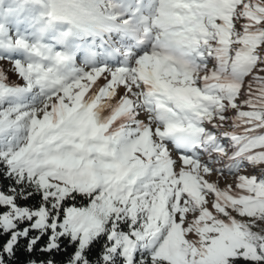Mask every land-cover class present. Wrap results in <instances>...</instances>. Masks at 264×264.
<instances>
[{"label": "snow or ice", "instance_id": "1", "mask_svg": "<svg viewBox=\"0 0 264 264\" xmlns=\"http://www.w3.org/2000/svg\"><path fill=\"white\" fill-rule=\"evenodd\" d=\"M0 60V264H264V0H0Z\"/></svg>", "mask_w": 264, "mask_h": 264}, {"label": "rangeland", "instance_id": "2", "mask_svg": "<svg viewBox=\"0 0 264 264\" xmlns=\"http://www.w3.org/2000/svg\"><path fill=\"white\" fill-rule=\"evenodd\" d=\"M85 57L76 59V63L77 65H81L82 62H80V60H84ZM79 60V61H77ZM211 67V65H210ZM0 68L3 69L4 73L7 75V83L9 84H15V83H19L20 81L18 80V77L16 76L13 66L12 64L7 61V60H0ZM99 83L102 85L104 83V80L101 79L99 81ZM247 110V109H245ZM141 119H144L143 114L140 117ZM225 146L227 147L228 145V141H224ZM171 147V145H170ZM174 158H175V153H173ZM205 157H203L202 155V159H204ZM227 163L226 159L225 160H221L219 162H214L212 163L210 166L214 167V168H222L224 167V165ZM248 174H255L257 176L259 169L253 171L251 168L247 169ZM208 179H210V181L212 182H216L218 183L219 186L223 187L226 185V183H231L234 180V176H232L231 174L227 173V171L224 172L223 176L220 175V173H214L213 175H211L210 177H206ZM239 218V217H238Z\"/></svg>", "mask_w": 264, "mask_h": 264}, {"label": "trees", "instance_id": "3", "mask_svg": "<svg viewBox=\"0 0 264 264\" xmlns=\"http://www.w3.org/2000/svg\"><path fill=\"white\" fill-rule=\"evenodd\" d=\"M82 57H85V53L83 51L78 53L76 59H79V58H82ZM77 61H79V60H77ZM83 61L84 60H80V62H82V63H83ZM0 172H2V170H0ZM260 172H261V170H259V172H258L259 176H260ZM8 183H10V181L5 179L3 177V175L0 174V185H4V184H8ZM80 205H81V202L77 201V206H80ZM24 243H25L24 241H21V247H20V250L17 252V256H16V264H25V262L29 259V256H28V254L26 253V251L24 249ZM68 251L71 252L72 249L69 247ZM56 258H57V260H61V259H64L65 257L57 256Z\"/></svg>", "mask_w": 264, "mask_h": 264}]
</instances>
